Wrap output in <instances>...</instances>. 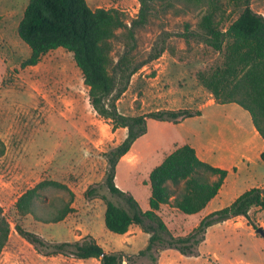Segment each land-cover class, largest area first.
I'll return each instance as SVG.
<instances>
[{
	"label": "rangeland",
	"instance_id": "374dc122",
	"mask_svg": "<svg viewBox=\"0 0 264 264\" xmlns=\"http://www.w3.org/2000/svg\"><path fill=\"white\" fill-rule=\"evenodd\" d=\"M86 1L91 8L123 11L128 25L137 17L140 7L138 0ZM27 2L0 0V139L4 145L0 156V206L12 226L0 253V264H99L96 258L44 256L16 233L14 222L48 242L74 241L89 234L107 252L135 253L145 247L149 234L136 224L125 234L109 231L104 225V201L83 195L89 185L102 183L107 167L105 153L125 138L126 128L113 129L108 120L95 112L81 72L66 49L50 50L36 65L21 66L30 48L19 38L17 24ZM150 5L147 22L134 29L135 50L142 59L162 40L167 50L132 75L117 108L125 115L178 108L197 109L201 114L177 123L149 119L146 132L117 162L114 182L145 210L150 170L182 143L192 145L201 159L229 171L214 200L201 212L184 215L168 206L161 209V217L176 236L186 234L202 216L227 205L242 191L261 186L264 170L250 160H236L234 156L222 164L229 154L218 148L221 134H214L219 125L232 130L235 126L231 119L247 125L251 123L250 117L242 108L233 106L231 119H223L221 106L197 79L198 72H209L223 61L222 52L201 40L202 15L208 8H216L215 19L224 30L241 13L244 0H209L202 6H184L180 2L170 5L155 0ZM250 7L264 16V0H250ZM121 31L113 40L115 59L123 49ZM189 32L191 35L185 40L184 35ZM236 134L239 139L242 137L240 132ZM44 178L66 183L75 194L74 211L62 221L43 223L31 215L19 216L14 212L15 199ZM101 192L124 204L105 188ZM46 196L49 203H56L59 196L66 194L47 191ZM250 215L264 230V209L253 207ZM197 251V255L189 256L165 248L160 251L157 264H264V238L242 216L210 226Z\"/></svg>",
	"mask_w": 264,
	"mask_h": 264
},
{
	"label": "trees",
	"instance_id": "16d2710c",
	"mask_svg": "<svg viewBox=\"0 0 264 264\" xmlns=\"http://www.w3.org/2000/svg\"><path fill=\"white\" fill-rule=\"evenodd\" d=\"M138 15L126 21L117 8H91L86 0H28L17 24V34L30 48L22 67L36 65L41 57L59 47L72 54L88 88L89 103L112 128H126L125 138L105 153L107 167L102 183L89 185L86 198L99 197L105 203L104 225L117 234H124L132 224L149 234L145 247L135 253L123 250L105 251L92 235L74 241L48 242L40 235L14 222L16 233L44 256H72L80 260L96 258L99 264H157L159 253L174 248L183 255H197L207 229L213 224L242 216L264 238V230L251 218L253 207L264 209V183L239 193L227 205L202 216L186 234L173 235L160 211L164 206L184 215H193L206 208L217 195L229 171L201 159L189 143L170 151L149 172L148 207L142 210L131 194L114 182L119 159L134 141L146 132L149 119L180 122L201 114L189 108L160 109L138 115L119 112L117 101L127 89L133 74L167 50L164 40L153 46L142 59L138 57L134 29L147 22L155 0H138ZM167 4L180 2L184 6H202L209 0H163ZM216 8L202 15L201 40L213 50L223 53L221 64L209 72H198L197 79L212 94L217 104H237L245 110L257 134L264 138V16L254 12L250 0H244L241 13L224 29H220ZM122 30L123 49L116 59L112 56L113 40ZM191 33H185V40ZM4 145L0 139V156ZM264 162V151L259 154ZM234 170L235 167L233 166ZM120 198L118 204L101 192ZM63 192L56 203L48 202L46 192ZM75 194L59 180L44 178L26 188L13 202L19 216L31 215L43 223L62 221L74 211ZM11 221L0 206V253L8 242Z\"/></svg>",
	"mask_w": 264,
	"mask_h": 264
},
{
	"label": "crops",
	"instance_id": "0c3cea01",
	"mask_svg": "<svg viewBox=\"0 0 264 264\" xmlns=\"http://www.w3.org/2000/svg\"><path fill=\"white\" fill-rule=\"evenodd\" d=\"M220 106L222 109L220 111L221 116L223 117V119L225 118L227 120L231 119L230 117L233 115V110H232L233 106L239 107L237 104H234V103H232V104H221ZM191 118H193V117H191ZM234 120H235V122L231 119L232 124L235 126L234 129L230 130V129H228L229 128L228 126L226 127V126L222 125V123H221V125H219L216 133L214 134L215 136H217V134H221L219 136V138H221V142H220L221 144L218 146L220 152L229 154V155H227L229 157V159L227 160V158H226L224 160V162L225 161L228 162V161L232 160L230 158L232 156H234L233 158H236V160H250L251 162H254V164H256V166H261L264 170L263 161L259 157V154L262 151H264V138H261L257 134L255 129L253 128L252 123H248L247 125H241L238 123V120H236L235 118H234ZM250 122H251V120H250ZM236 131H237V133L240 132V135H242V137L240 139L238 137H236V135H237ZM212 137L214 138V136H212ZM206 144H209L208 141L206 142ZM250 156L253 157L252 158L253 161L250 159ZM209 157L210 156H208L206 158L209 159ZM226 162L225 163L221 162V163L226 164ZM219 167L227 169L226 167H222V166H219ZM261 179H263V181H264V175H263V178H261ZM214 198L211 201H213Z\"/></svg>",
	"mask_w": 264,
	"mask_h": 264
}]
</instances>
